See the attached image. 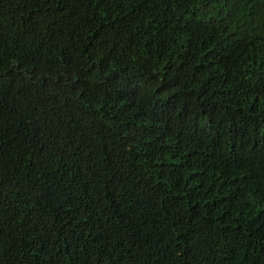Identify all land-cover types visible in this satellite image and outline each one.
<instances>
[{
    "label": "trees",
    "instance_id": "obj_1",
    "mask_svg": "<svg viewBox=\"0 0 264 264\" xmlns=\"http://www.w3.org/2000/svg\"><path fill=\"white\" fill-rule=\"evenodd\" d=\"M0 264H264V0H0Z\"/></svg>",
    "mask_w": 264,
    "mask_h": 264
}]
</instances>
